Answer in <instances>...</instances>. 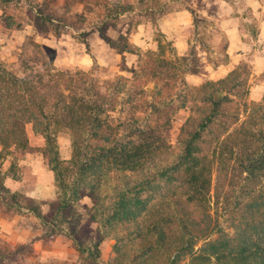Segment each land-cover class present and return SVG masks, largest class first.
I'll return each instance as SVG.
<instances>
[{"label":"rangeland","instance_id":"1","mask_svg":"<svg viewBox=\"0 0 264 264\" xmlns=\"http://www.w3.org/2000/svg\"><path fill=\"white\" fill-rule=\"evenodd\" d=\"M219 1L0 0V67L13 75L0 88V104L10 101L0 123V255L12 252L0 264H253L238 241L264 212V175L245 178L233 160L220 169L217 153L227 133L240 152L260 147L245 134L264 129V1ZM231 70L238 79L213 91L208 82ZM60 94L73 107L80 96L99 101L115 141L157 148L135 169L109 158L92 176L77 158L82 146L53 123ZM211 94L221 97L217 120L193 151L206 160L161 174L182 151L185 125L213 110L202 97ZM22 96L34 106L21 109ZM86 132L80 143L95 144Z\"/></svg>","mask_w":264,"mask_h":264},{"label":"trees","instance_id":"2","mask_svg":"<svg viewBox=\"0 0 264 264\" xmlns=\"http://www.w3.org/2000/svg\"><path fill=\"white\" fill-rule=\"evenodd\" d=\"M236 73H238L237 70H232L227 74L226 77L219 79L214 83L211 81L208 83L211 86H223L226 81L233 82L238 79V75ZM4 75H8L9 78H13V75L11 73H9L5 68L0 67V88H2L1 91H4L3 89L6 88V83H8L7 80H4L2 78V76ZM232 85V87H227L225 91H231L235 83H233ZM221 89L222 87L215 86V90L213 91L220 92ZM51 96L52 95L50 93L47 94L48 98H51ZM213 96L214 94H211V96H202L203 98L213 103V110L210 113H204L202 119L197 123L195 127L192 128L188 125H185V135L182 138L183 145L181 146L182 151L180 154H172V159L167 161L164 166L160 167L159 164V170L162 169L161 174L170 176L169 174H171L172 171H180L183 165L186 163L185 160H195L196 158H202V164L206 160L205 155L197 157L196 155H194L193 151L197 149L198 143H196V140L201 138L202 132L209 127L212 121L217 120L215 117V114L217 113L215 109L221 102V97H219L218 99H212ZM60 100L62 101L63 107L61 111L63 113L59 117V119L54 121L53 123L56 124L57 130L66 128L67 131H69L70 135L74 138V145L76 146V148L78 146H82L77 158L86 157V159L81 162L82 167H84L81 169H89L87 172H89L92 176L95 175L97 169H104L103 161H110L109 158H111L110 163L112 162V164H115L118 168L124 170L135 169L137 166L144 165L145 155L147 153L153 152L157 148L154 142H132L131 140H127L123 143L122 141H115L116 130L118 129V126L113 127L112 125L102 122L98 118L97 115L101 111V107L99 105V101L95 99L93 101H88L84 100L83 97L80 96L77 98L75 107L67 105L63 95L61 94ZM18 101L20 103L21 109L28 110L32 106H34L32 101L31 103H28L23 96L21 97V99H18ZM59 102L60 101L57 100L53 103L55 108L57 107ZM46 103L47 100L45 99L44 106H46ZM9 105L10 101H7V104H4L3 106L0 104V123H4V121L7 119L6 115L4 114V109H6ZM199 111H201V109H199ZM15 113H19V111H16ZM80 114L86 115L87 118L88 116H91V118H88L87 121V118L83 119ZM65 115L67 117H65ZM50 118H52V114ZM64 122H66V125H64ZM96 122L97 125L95 127ZM223 124L226 127L229 125L226 123ZM95 128L101 129V131L99 130L101 136H98L96 133H94ZM87 129L88 131L86 132ZM148 131H151V129H149ZM85 132L88 133L89 136L93 135L95 138H98V140H96V143L91 145L93 147L90 146V143H88L87 140H83V142L80 143V141H82L80 138V134ZM248 133L249 135L245 134L247 137H258V139L260 138L261 143L260 147H258V151L255 152V154L251 155L252 153H249V151L246 150V148L248 147L245 148V146L242 152L238 151L236 144L240 142V137L232 133H227V135L220 142V151L219 154L217 153L218 165L220 169H224L227 166L226 161L233 160L235 162V168L234 165H232L231 168L234 169L236 173L241 172V169H244L247 172V177L245 178L258 180L261 178V176L264 175V129L260 128L256 131L252 129V131H248ZM220 135L221 134L216 133L217 137H219ZM47 139L48 142L49 140H53L48 136ZM243 143L244 142L240 144ZM254 147L255 146L253 142L252 148ZM168 148L169 145H166L165 143H159V150L166 151ZM200 172L201 171H198V173ZM161 177L163 176L161 175ZM205 181H207V178H205ZM258 189L260 190L261 187H259ZM259 198L261 200H264V192H261L259 194ZM257 213L260 214L259 218H256L255 220L247 219L245 221L246 225H249L251 229H243L247 233L243 235L241 234V239L238 241V246L241 250H253L251 255L248 257L249 262L253 264H264V212ZM252 233L258 234L259 237H250V235H253ZM11 254L12 252L8 251L5 255H0V263L8 259L10 260L12 257Z\"/></svg>","mask_w":264,"mask_h":264},{"label":"crops","instance_id":"3","mask_svg":"<svg viewBox=\"0 0 264 264\" xmlns=\"http://www.w3.org/2000/svg\"><path fill=\"white\" fill-rule=\"evenodd\" d=\"M264 1V0H263ZM216 4L219 6V8H222L223 6H224V4L225 3H223V1L221 0V1H219V3H217L216 2ZM213 5V4H212ZM213 18H215L216 20H217V22H219L220 21V18H221V16L222 15H220L221 13H220V11H218V10H216V11H213ZM261 14H262V18H261V22H260V24H259V33H260V37H262V38H264V11L263 12H261ZM241 45L242 46H246L247 45V43H244V42H241ZM232 71V70H231ZM230 71V72H231ZM229 73V72H228ZM227 73V74H228Z\"/></svg>","mask_w":264,"mask_h":264}]
</instances>
